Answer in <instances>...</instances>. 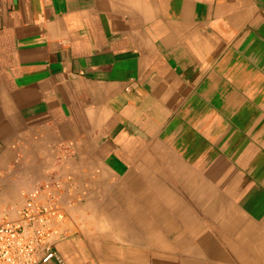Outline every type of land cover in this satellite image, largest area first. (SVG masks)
<instances>
[{"label": "crops", "instance_id": "1", "mask_svg": "<svg viewBox=\"0 0 264 264\" xmlns=\"http://www.w3.org/2000/svg\"><path fill=\"white\" fill-rule=\"evenodd\" d=\"M66 155V264H264V0H0V217Z\"/></svg>", "mask_w": 264, "mask_h": 264}, {"label": "built area", "instance_id": "2", "mask_svg": "<svg viewBox=\"0 0 264 264\" xmlns=\"http://www.w3.org/2000/svg\"><path fill=\"white\" fill-rule=\"evenodd\" d=\"M69 152V146L63 147ZM67 155L60 157L47 177L38 181L25 195V202L15 219L0 220V264H38L57 258L66 264L55 249L63 234L75 226L69 205L62 203L71 175L64 171ZM83 197L78 196V202Z\"/></svg>", "mask_w": 264, "mask_h": 264}, {"label": "rangeland", "instance_id": "3", "mask_svg": "<svg viewBox=\"0 0 264 264\" xmlns=\"http://www.w3.org/2000/svg\"><path fill=\"white\" fill-rule=\"evenodd\" d=\"M72 214L74 215V213H73V212H72ZM12 215H13V216H11V217H8L7 219L14 217L15 213H12ZM3 218H4V217H0V220H2ZM77 228H78V227H77Z\"/></svg>", "mask_w": 264, "mask_h": 264}]
</instances>
